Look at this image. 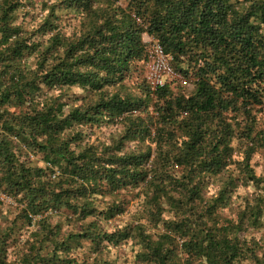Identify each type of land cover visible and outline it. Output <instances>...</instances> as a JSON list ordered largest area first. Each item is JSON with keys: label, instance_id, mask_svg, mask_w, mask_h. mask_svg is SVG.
<instances>
[{"label": "trees", "instance_id": "obj_1", "mask_svg": "<svg viewBox=\"0 0 264 264\" xmlns=\"http://www.w3.org/2000/svg\"><path fill=\"white\" fill-rule=\"evenodd\" d=\"M16 3L0 7V187L22 205L20 215L30 222L68 210L82 227L69 236L98 248L136 230L144 264H264V245L254 249L238 235L246 215L247 224L258 223L263 200L238 221L218 214L238 184L263 181L251 158L264 152V0H60L80 13L79 33L37 41L10 23ZM50 23L46 18L42 28L50 31ZM144 35L160 45L176 76L155 88L143 77L139 94L109 95L105 87L121 88L146 59ZM32 53L35 67H22ZM66 85L100 94L64 112L57 97H43L42 86ZM103 116L122 123L118 136L81 141L79 128ZM16 146L28 147L22 155L40 153L44 165L22 160ZM209 177L222 182L206 200ZM126 188L147 199V218L162 227L155 238L141 224L107 232L87 220L121 213L114 204L98 211L93 198ZM41 229L39 243L15 263L7 258L11 229L0 227V264L59 262L54 253L67 250L66 239ZM43 248L50 253L40 254Z\"/></svg>", "mask_w": 264, "mask_h": 264}, {"label": "rangeland", "instance_id": "obj_2", "mask_svg": "<svg viewBox=\"0 0 264 264\" xmlns=\"http://www.w3.org/2000/svg\"><path fill=\"white\" fill-rule=\"evenodd\" d=\"M16 8L11 15V24L21 28L22 35L29 36L31 39L46 40L51 34L59 32L61 36L69 39L73 35L79 33L81 24L79 22L80 13L74 9H64L62 5L57 3L60 0H0V7L7 4V2H14ZM53 7V8H52ZM53 10L54 15H49V11ZM50 18L51 30L48 31L42 28V23ZM47 31V32H45ZM43 33V34H42ZM1 36V35H0ZM145 42L151 44V38L144 35ZM36 61V53L26 55L22 61V67L34 68ZM135 71L133 70L131 76L127 77L123 82V86L105 87L104 90L110 95L116 90L120 92H132L139 94L138 84L141 79H144V69L142 63L136 62ZM43 87V97H57L58 101L63 105V111L80 106H87L98 99L100 93H94L83 89L79 86H59L52 89ZM42 90V91H43ZM10 109L13 110L12 107ZM122 123L120 121L110 120L108 116H103V120L93 126L82 125L79 128L81 132V141L83 142H103L109 143L113 138L118 136ZM80 141V143H81ZM81 143L84 145V143ZM18 143V142H17ZM16 143V144H17ZM23 144V143H22ZM136 142H129L126 144L129 148L134 146ZM18 155L27 163L31 160L32 164L43 166L40 153L32 152L33 154H23V150L28 147L16 146ZM30 150V149H28ZM239 158V157H238ZM251 165L254 169L255 175L260 177L263 181L259 187L253 184L240 185L235 188L227 199L226 205L218 208L219 218L227 221L229 219L238 221L244 210L251 207L257 198L263 200L262 215L258 218V223L247 224V215L244 218L242 229L238 231L240 238H244L249 246L254 249L264 245V190L261 189L264 185V152L257 151L251 158ZM233 172L235 167L232 165ZM222 182V177H209L202 188V196L207 200L214 196L219 184ZM5 186L0 187V227L9 231L10 238L7 240V258L9 261L19 262L22 254L27 252V249L33 244H38L37 240L41 234V226H47V229L55 232L58 240L66 239V249L57 248L54 253L59 262L55 264H144L139 262L137 253L140 251V246L136 241V230H132L130 235L119 242L117 245L105 242L100 244V248L93 247L87 239H76L69 236V233H78L80 231L81 222L75 220L69 215L68 210L61 211H47L39 215L32 216L31 221L25 220L20 215L19 205L14 198L4 191ZM137 189H121L116 192H109L103 195H97L93 198L94 204L97 205L98 211L104 212L107 206L118 205L123 211L110 219L103 218L102 213L95 214L87 218L88 221H96L102 229L107 232H112L116 229L128 228L136 224L143 225L146 233L153 234L155 238L162 227L155 226L153 222L147 218L145 211L150 208V205L142 194H136ZM261 193L262 195L258 194ZM260 195V197L258 196ZM82 202V200H80ZM167 208V207H166ZM170 212L164 213V218H168ZM135 229V228H134ZM48 233V232H47ZM69 248V249H68ZM259 255L260 249L255 250ZM50 253V252H49ZM46 249L40 250V254L46 255ZM54 261V260H53ZM247 264H252L251 260L245 261ZM40 264V263H38ZM196 264H205L202 260H197ZM256 264V263H255Z\"/></svg>", "mask_w": 264, "mask_h": 264}, {"label": "built area", "instance_id": "obj_3", "mask_svg": "<svg viewBox=\"0 0 264 264\" xmlns=\"http://www.w3.org/2000/svg\"><path fill=\"white\" fill-rule=\"evenodd\" d=\"M141 63L144 69V77L152 88L161 86L176 76L170 66L168 57L155 41L148 46L147 57Z\"/></svg>", "mask_w": 264, "mask_h": 264}]
</instances>
